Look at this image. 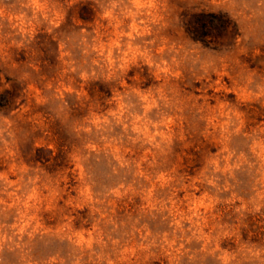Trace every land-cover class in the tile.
Returning <instances> with one entry per match:
<instances>
[{"label":"rangeland","instance_id":"374dc122","mask_svg":"<svg viewBox=\"0 0 264 264\" xmlns=\"http://www.w3.org/2000/svg\"><path fill=\"white\" fill-rule=\"evenodd\" d=\"M0 96V264H264V0H0Z\"/></svg>","mask_w":264,"mask_h":264},{"label":"trees","instance_id":"16d2710c","mask_svg":"<svg viewBox=\"0 0 264 264\" xmlns=\"http://www.w3.org/2000/svg\"><path fill=\"white\" fill-rule=\"evenodd\" d=\"M187 34L195 41L212 45L216 43L233 44L239 37L237 24L227 15L214 12H200L185 23ZM1 97V96H0ZM8 100H1L0 108L9 105Z\"/></svg>","mask_w":264,"mask_h":264}]
</instances>
